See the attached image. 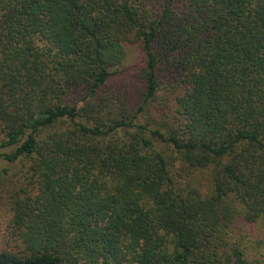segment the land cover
Wrapping results in <instances>:
<instances>
[{
	"label": "trees",
	"instance_id": "obj_1",
	"mask_svg": "<svg viewBox=\"0 0 264 264\" xmlns=\"http://www.w3.org/2000/svg\"><path fill=\"white\" fill-rule=\"evenodd\" d=\"M0 157L26 168L0 264H250L264 0H0Z\"/></svg>",
	"mask_w": 264,
	"mask_h": 264
},
{
	"label": "rangeland",
	"instance_id": "obj_2",
	"mask_svg": "<svg viewBox=\"0 0 264 264\" xmlns=\"http://www.w3.org/2000/svg\"><path fill=\"white\" fill-rule=\"evenodd\" d=\"M127 54L120 72L111 79L114 85L127 86L135 94L143 87L141 69L145 65V54L139 44L127 43ZM26 168L18 162H9L0 157V172H8L0 184V195H4L6 187H12L24 175ZM0 196V200H1ZM9 211L0 202V249L13 245L8 243ZM238 232L242 235L243 244L247 247V257L250 264H264V222L240 223ZM13 248V247H12Z\"/></svg>",
	"mask_w": 264,
	"mask_h": 264
}]
</instances>
